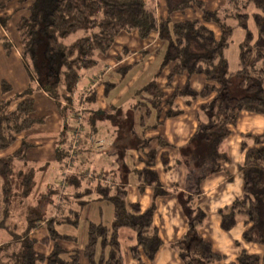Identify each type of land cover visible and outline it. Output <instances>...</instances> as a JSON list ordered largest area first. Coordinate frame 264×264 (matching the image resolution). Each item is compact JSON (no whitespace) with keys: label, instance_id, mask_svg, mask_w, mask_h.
<instances>
[{"label":"trees","instance_id":"trees-1","mask_svg":"<svg viewBox=\"0 0 264 264\" xmlns=\"http://www.w3.org/2000/svg\"><path fill=\"white\" fill-rule=\"evenodd\" d=\"M16 1L21 3V11L26 12L18 21L16 31L22 46L21 55L28 61L30 78L36 80L55 101L63 131L70 130L71 134L68 149L65 148L67 140L64 135H60L56 144L53 163L60 169V189L54 190L48 184L35 198V203L31 202L38 175L51 163L36 165L28 159V152L34 145L24 139L19 145L18 142L22 134L43 126L46 119L34 117L35 101L29 98L31 89L16 94L11 100L0 101V154H3L0 156V232L10 238L0 244V264H82L78 253L69 252L58 244L48 255L35 252L36 241L31 239V234L44 224L49 228L50 237L43 242L74 240L58 234L55 226L68 224L78 227L80 215L93 197L113 205L114 220L111 227L88 225L87 243L83 249L87 264H124L120 241L123 229L133 234L130 255L138 264H151L156 258L162 246L154 226L156 202L160 197L173 194L170 188L162 185L154 170L158 150H149L139 157L144 168L133 171L140 192L149 187L153 189V200L147 209H142L139 203L128 202V183L118 181L121 180L122 167L104 173L82 167L79 154L87 149L82 147L78 150L83 141L80 137L74 155L70 150L78 118L76 107L84 92L79 90L84 71L97 65L98 57L112 48L121 33L132 32H137L143 40L156 32L167 44L157 75L160 76L166 67L173 66L168 84L182 75L190 79L202 76L206 83L196 90L188 80L182 89L165 98L153 80L136 93L126 115L122 108H114L109 114L94 110L96 92L90 91L84 102V123L81 122L79 135L82 138L83 135H101L108 144L112 143L113 152L110 154L122 160L129 149H145L142 142L152 141H142L136 128H155L181 116L183 110L177 105L178 100H184L186 106L198 100L205 101L200 105L198 129L188 144L179 149V162L187 169L188 192L178 196L188 217V230L175 248L184 264H222L225 257L214 252L199 235L206 214L194 208L193 202L202 194L203 181L222 171L228 163L229 159L221 148L240 114L264 115V0H243L246 8H254L252 15L233 11L238 9L240 0H228V7L215 11L206 10L199 0H166L170 15L166 19H158L155 0ZM194 8L202 11V21L172 22V14ZM230 21H235L243 32L235 72L230 70L227 58L233 39ZM207 24H215L221 29L220 40ZM78 31L85 32L86 36L67 46L64 40ZM0 42L9 49L8 41ZM125 71L122 70L123 74ZM113 88L114 85L107 83L105 95ZM1 91L11 92L12 87L3 81ZM62 102L66 104L63 106ZM130 114L133 118L137 116L136 128L130 129L133 123ZM105 123H110L108 126L112 130L102 129L107 126ZM155 140L160 149L171 147L162 137ZM17 145L19 147L15 148ZM241 150L244 154L241 166L243 194L220 210L221 229L229 232L242 221L246 227L243 240L264 247V133L244 134ZM160 157L164 168L168 169L167 151ZM68 166H73L76 173L67 174L65 169ZM57 190L60 192L58 199L55 197ZM73 202L78 204L77 207L73 208ZM53 206L52 215L47 218L48 207L52 209ZM236 264H264V255L260 257L243 251Z\"/></svg>","mask_w":264,"mask_h":264},{"label":"crops","instance_id":"crops-1","mask_svg":"<svg viewBox=\"0 0 264 264\" xmlns=\"http://www.w3.org/2000/svg\"><path fill=\"white\" fill-rule=\"evenodd\" d=\"M199 1H201L205 6L204 1ZM155 2H157V0L154 1V9L156 15H158V19H166L170 17L166 6V1L165 11L164 8H161V6L158 5V2L156 6ZM222 5L223 4H221L220 6ZM21 7L22 6H20V9L18 10H21ZM15 11H11L10 18ZM178 13L183 12L172 14L171 20L172 16L174 17ZM18 21L19 17L10 19L11 31L14 30L17 37L18 34L16 31V25ZM181 22L185 21H174L173 23ZM15 35L11 34L0 26V40L3 41L7 38L11 39V37L15 40ZM8 43L10 44L11 42L8 41ZM135 43H139V52L134 50V48L132 47ZM166 49L167 44L164 41L160 40L158 33L156 32L145 40L141 39L137 32L121 33L116 38L114 45L106 54V56L100 55L98 57L97 65H99L100 67L96 65L89 70V83L87 88L91 87L92 80H94L96 77H100L101 79L97 86H95L94 88V91L96 92V103L94 105L95 110L100 113L109 114L114 108L124 109L126 105L130 106L136 93L153 80H155L156 82L159 79L161 80V87L159 86V88L163 91L164 95H167L164 91V88L167 90L168 94L170 92L172 94L176 90L180 89V87H178L179 85H177V83L180 84V81H182L183 87L188 80H190L191 82L193 80V77L190 79L187 75H182L175 77L172 84H168V76L172 70V67L170 66L168 67V70L165 74H160V76L157 75L159 68L163 62ZM123 50H130L132 54L124 57L121 61H118V53L120 52L119 54H121ZM136 52H143L146 53V55L141 59H134ZM17 55L18 57L19 55L21 56L20 53H17ZM9 59L10 58H7V60H3V62L8 65ZM132 60H135V63L133 64L139 63L134 68H132V64L129 63L132 62ZM145 61V65H151L149 68H141L145 67V65L142 66ZM126 63H129V65H125L123 67L129 69L130 71L122 75V72L120 71L124 70L125 68L119 69V66H122ZM140 80L142 81L138 83ZM15 81L17 88L15 87V84L11 82L14 91L19 90L20 93H22L27 89L28 77L23 73V69L19 72ZM103 82L114 85L116 89L114 88L113 91L119 89L120 94L117 96V103L113 104L111 102H108V98L110 96L106 97L104 95V89L100 87ZM124 93H126V96L125 98L121 99ZM40 94L41 104L39 105V108L41 112H39L35 106L34 117H44L40 116L41 114H48V116L50 117L45 118L46 122L43 126L35 127L34 129L26 132L30 133V135H32L31 137L34 139V141L30 139H26V141L34 145V147L31 148L28 152V159L36 163V165L38 166H43L47 163H51L52 165L54 162L56 144L58 142L57 138L62 129L63 123L60 112L58 111L56 105H54L53 103L54 100L50 98L45 92ZM98 95H100L101 97L103 96V98L98 97ZM204 102L205 101L198 100L195 101L191 106H186L184 100H178L177 105L182 108L183 114L177 118L167 120L162 126H160V128L158 129L160 134L159 136L156 134V132L152 134V129L154 128H140L141 130L139 132L134 126H137V122L132 123V127H130V129L135 127L136 132L142 141H152L148 143L142 142V144L146 145L145 149H129L123 155L122 160H118L116 155L110 154L113 152L111 148L112 143L108 144L107 141L103 152H100L98 154L94 153L95 155L90 156L92 152L85 150L81 154L82 158L80 162H83V165L81 166L88 167L91 170H95L96 173H104L106 170L122 167L123 170H120L122 175L119 177L121 180L118 181L121 183H128V202L139 203L142 209H147L151 205L153 200V189L149 187L144 192H140L137 188V183L133 171L136 168H144L142 162L139 161V157L144 156L145 152H148L149 150H158V157L154 165V170L158 173L162 185L164 187L170 188L173 191V194L160 197L156 202L154 226L158 230L160 239L162 241V246L157 253L156 258L151 264H184L179 257L178 251L175 248L176 244L184 237L188 230V217L184 208L182 207L178 196L181 193L185 194L186 192H188L187 169L183 163L179 162V149L188 144V142L198 129L200 124V117L199 121L194 122L192 128L186 129V133L184 132V128H177L176 125H182V123L184 122H179V120L184 119V117H186L191 111L194 115L198 114L200 111V105ZM185 123L187 125V122ZM240 123H242V126L240 128H237V125H239ZM106 125L111 126L110 123H107ZM188 127L189 126H186V128ZM231 132L232 133L230 137L225 141L221 148L222 152H224L229 159L228 163L225 164V167L222 171L207 177L203 181L201 185L202 194L193 202L194 208L200 209L206 214V220L199 230V235L203 240H205L212 246L214 252L225 257V261L222 264H236L240 253L243 251L260 257L264 255L263 246L247 243L243 240V233L245 232L246 227L244 226V223L242 221L239 222L233 230L225 232L221 229V217L219 214L220 210L230 206L237 198H239L243 194L244 183L241 166L244 162V154L241 150L242 137L246 133H251L254 135L263 134L264 115L241 113L238 122L231 128ZM26 133H24V137ZM44 135H49L52 137V139H50L47 144L45 143V141H43ZM21 136L19 138L18 145L23 140V137ZM99 137L102 136L100 135ZM158 137H162L171 147L168 149H160L158 147L157 140H155ZM40 142H43L49 146L48 151H50V154L43 155V151L34 155V158L37 159L31 160V151L43 148V145L40 144ZM18 145L15 148H18ZM14 149L11 151H14ZM164 151H167L170 160V167L168 169L164 168L162 159L160 157L161 153H163ZM2 155L3 154H0V156ZM97 204L98 205L96 206L97 208H95L96 211H94V214H98V217L90 223L103 224L107 227H111L114 220V207L112 209L110 206H108V204H103V202ZM86 211L87 210L85 206L82 213H86ZM88 225L84 223L83 226V230H86V243ZM126 233H128L127 235L129 241L133 244V242L131 241V237L133 234L126 232V229L120 231V241L122 240L121 237ZM132 244L130 245V247L132 246ZM129 257L131 259L130 264H138L131 257L130 252Z\"/></svg>","mask_w":264,"mask_h":264},{"label":"rangeland","instance_id":"rangeland-1","mask_svg":"<svg viewBox=\"0 0 264 264\" xmlns=\"http://www.w3.org/2000/svg\"><path fill=\"white\" fill-rule=\"evenodd\" d=\"M165 1L166 0H157L158 5H160L161 8H164V11L166 10L165 9ZM202 1L205 2V9L209 10V11L210 10L211 11H215V10H218V9H224V8L228 7V0H202ZM157 2H155L156 6H157ZM221 4H223V5L220 6ZM149 5H151L150 2H149ZM20 6H21V3H19L16 0L15 1L0 0V26L2 28H4L6 31H8V32H10L11 34H14V35H15L14 30L11 31L10 19H15L16 17H19V20H20V18L22 16L26 15L25 11L23 12L21 10H18V9H20ZM219 7H222V8H219ZM15 10H17V11H15ZM11 11H15V12L14 13L12 12L13 14H12V16L10 18ZM233 11L235 13H247L249 15H252L251 13L254 12V8L252 6L246 8V5L244 4L243 0H240L238 9H235ZM172 20H173V22L174 21H193V20L202 21V11L199 8L191 9L190 11H187L185 13L184 12L183 13H178L174 17L172 16ZM228 23H229L230 28L233 30V39H232V44H231V46H230V48H229V50L227 52V58H228V61H229V64H230V70L232 72H235L238 69V54H239L238 46H239L240 42L243 39V32L237 26V23L235 21H230ZM207 26L214 32L216 39L220 40V38H221V29L215 24H207ZM251 26H252V29H254L253 24H251ZM85 36H86L85 32L78 31L77 33H75V34L71 35L70 37L66 38L64 40V43L68 46V45L72 44L73 42H75L76 40L81 39V38H83ZM14 37H15V40L12 39V37H11V39H8V38L6 39V41L8 40V41L11 42L9 49H7L5 46L3 47V43L0 42V101L1 100H11V99H13V97L16 94L20 93L19 90L14 91V88H13L11 82H13L15 84V87L17 88V85L15 83L16 82L15 79L17 78L19 72L23 69V73L28 77L27 89H31V94L29 95V98L34 99L36 109L39 112H41V110L39 108V105L41 104V101H40L41 94L40 93H44V91L41 89L39 83L36 80L30 78V75H29V72H28V61L25 58H23L22 55L21 56L19 55V57H18L17 53H20V54L22 53V46L20 44V39L18 38L19 36L17 37V35H15ZM139 42H143V41H139ZM132 47L134 48V50L139 52V49H140L139 43H135L134 46H132ZM15 52H17V53H15ZM108 52H106V54ZM138 52H136V55H135L134 59H141L143 56L146 55V53H143V52L142 53H138ZM119 53H118V57H117L118 61H121L124 57L132 54V52L130 50H123V52L121 54H119ZM106 54H104V55L106 56ZM7 58H10L9 61H8V65H6L3 62V60L5 61V60H7ZM129 63L132 64V68H134L135 66H137L139 64V63L133 64V63H135V60H132V62H129ZM129 63H126V64H124L122 66H119V69L125 68L123 66L129 65ZM145 64H146V61H145V63L142 66H144ZM97 66L100 67L99 65H97ZM150 66L151 65H145V67H141V68H149ZM170 67H173V66L170 65ZM124 70H126L125 74L130 71L127 68H125ZM167 70H168V67H166L162 71L161 74H165L167 72ZM120 72H122V70ZM121 74L124 75L123 72ZM88 76H89V70L84 71L83 77H82V80H81V83H80V87H79V90L80 91L83 90L84 92L81 95L80 104L76 107V111L78 112V114H76V115H78V118L81 117V122H83V123H84V115H85L84 110L86 108V105H85L84 102H86L87 98L89 97L90 91H94L95 86H97V84L101 80L100 77H96L94 80H92L91 87L87 88L88 87V83H89V81H88L89 77ZM3 81H6L12 87V91L11 92L3 93L1 91V83ZM141 81L142 80H140L138 83H140ZM160 81L161 80L159 79L156 82L158 87L159 86L161 87ZM138 83H137V85H138ZM205 83H206V80L202 76H193V80L191 81V85L197 90H200L204 86ZM106 84L107 83L103 82L101 84V86H100L101 88L104 89V95H105V91H106ZM177 85H179L178 87H180V89L183 88L182 81H180V84L177 83ZM114 88H115V86H114ZM114 88L108 93V95H105L106 97L110 96L108 98V102H111L113 104L117 103V96L120 94L119 93L120 92L119 89H117L116 91H113ZM164 91L167 94V95H165V98H169L174 93L173 92L171 94V92H170L168 94V92H167V90L165 88H164ZM99 94H100V92H99ZM125 96H126V93L123 94V97L121 99L125 98ZM98 97L103 98V96L101 97L100 95H98ZM104 99H106V98H104ZM104 102H106V101H104ZM53 103H54V105H56V107L58 109V106L55 103V101H53ZM65 104H66L65 102H62L63 106ZM37 105H38V107H37ZM128 106L129 105H126V107H124V109H123L125 115L127 113V110L130 109ZM94 110H95V108H94ZM130 115L132 117L133 123L137 122V116L135 115V117L133 118V115L132 114H130ZM198 115H201V114L198 113V114L194 115L192 113V111H191L186 117H184V119H180L179 120V122L183 121L184 123H182V125L181 124L180 125H176L177 128H184V132L186 133V129L192 128V126L194 125V122L195 121H199V116ZM40 116H44V118L50 117V116H48V114H41ZM78 118H77V120L74 118L76 120L75 129H77L78 127H80V129H82V124L79 125ZM185 122H187V125H186ZM105 124H107V123H105ZM71 125L72 124L70 123V127H71ZM162 125H159V126H157V128L155 127L154 129H152V134L154 132H156V134L159 136L160 134H159L158 129ZM180 126H182V127H180ZM186 126H189V127L186 128ZM237 126H238L237 128H240L242 126V123H240ZM102 129L112 130V128L109 127L108 125L105 126ZM137 130L140 132L141 129H139V127H138ZM70 134H71L70 130H67L66 132L63 131V126H62V129H61L60 133L58 134L59 136H58L57 140L60 139V135H64L66 137V140H67L66 145H65L66 149L69 148ZM31 136L32 135H30V133H26L25 137H24V134L21 137H23L24 140L30 139V140L34 141V139ZM79 137H80V140H83L82 141L83 144L81 143L79 145V147H78V144H77L75 146V148L78 147V150H81L82 147H84L88 151L92 152L90 154V156L98 154L100 152H103V150H104V148L106 146V139L104 137H99V136L90 137V136H84L83 135V138H82L81 135L74 134V136H72L73 142H72L71 147H70L71 152H72V149H73L74 141L76 139H78ZM50 139H52V137L49 136V135H44L43 136V141H45L46 144H47V142ZM45 143L40 142V144L43 145V148L31 151V154H30V159L31 160L37 159V158H34V155L38 154L40 152H43V151H44L42 153L43 155L44 154H46V155L50 154L49 153L50 151H48L49 150V146L46 145ZM75 148H74V150H75ZM74 150H73V155H74ZM81 158H82V155L79 154V159L81 160ZM117 159L120 160L119 156H117ZM77 166H78V163H76V167ZM72 167H69V166L66 167V169H65L66 171L65 172L67 174L76 173V170L74 171V167H73V169H72ZM60 175H61L60 169L54 163L48 168L47 171H44L41 174H39L38 175V185H37L34 193L32 194V197L30 198V200L33 198V200L31 202L35 203V198L38 196V194L40 192H43L45 190V188H46V186L48 184H51L53 186L54 190L60 189L59 184H58V182L60 180ZM55 197L57 199H58V197H60L59 190H57V194L55 195ZM91 199L92 200L90 201V203L86 205V210H87L86 213H81V215H80V220H79L78 227H74V226L68 225V224H59V225L55 226V230H56V232L58 234L65 235V236H68V237H73L74 240H61V239H59L56 242L53 241V240H49L48 242H43V239L50 237L48 226L43 224V225L39 226L36 230H34L32 232V234H31V239H34L36 241L35 246H34L35 252H37L39 254H43V255H48L53 250L54 246L56 244H58L59 246H61L62 248L66 249L69 252L78 253L81 263L82 264H87L86 259L83 256V249H84L85 244H86V240H85V238H86L85 237L86 236V230L85 229L83 230L84 223L88 225L94 219H97L98 214H96V215L94 214V211H96L95 208H97L96 206L98 205L97 203L103 202V204H108V206H110L113 209V205L110 202H108V201L97 200L96 197H93ZM77 205H78L77 203L73 202V208L77 207ZM54 207L55 206H53L52 209H51V207H48V212L46 214L47 218L51 217L52 214L50 213V211L53 210ZM126 232H129L130 234H132V232L129 231V230H126ZM127 234L128 233H126L125 235H123L121 237V239H122L121 241H122V244H123L122 250H123V256H124V264H130V262H131V259L129 257V252H130V245L132 243L129 241ZM9 240H10V238H9V236L6 233L0 232V244L2 242H8Z\"/></svg>","mask_w":264,"mask_h":264},{"label":"built area","instance_id":"built-area-1","mask_svg":"<svg viewBox=\"0 0 264 264\" xmlns=\"http://www.w3.org/2000/svg\"><path fill=\"white\" fill-rule=\"evenodd\" d=\"M78 123H79V125H81V117L78 118ZM80 131H81V129H80V127H78V128L75 130V134H79ZM77 140H78V139H76V140L74 141L73 149H72L71 155H73V150H74L75 146L77 145Z\"/></svg>","mask_w":264,"mask_h":264}]
</instances>
